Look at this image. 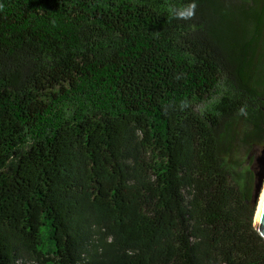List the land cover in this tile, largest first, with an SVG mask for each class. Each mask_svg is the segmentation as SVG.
I'll use <instances>...</instances> for the list:
<instances>
[{
	"label": "trees",
	"instance_id": "16d2710c",
	"mask_svg": "<svg viewBox=\"0 0 264 264\" xmlns=\"http://www.w3.org/2000/svg\"><path fill=\"white\" fill-rule=\"evenodd\" d=\"M190 2L0 0V264H264V0Z\"/></svg>",
	"mask_w": 264,
	"mask_h": 264
},
{
	"label": "water",
	"instance_id": "95a60500",
	"mask_svg": "<svg viewBox=\"0 0 264 264\" xmlns=\"http://www.w3.org/2000/svg\"><path fill=\"white\" fill-rule=\"evenodd\" d=\"M256 164L257 167L254 168ZM252 168L255 172V177H256L255 202H257L264 188V149L262 151V154L258 158H255ZM257 220L258 223H255V227L258 230V232L261 234V236L264 238V199Z\"/></svg>",
	"mask_w": 264,
	"mask_h": 264
},
{
	"label": "clouds",
	"instance_id": "9594fccd",
	"mask_svg": "<svg viewBox=\"0 0 264 264\" xmlns=\"http://www.w3.org/2000/svg\"><path fill=\"white\" fill-rule=\"evenodd\" d=\"M196 9H197L196 0H191L190 3L179 7L170 4L168 6V13L169 16L173 19L191 20L195 18ZM239 114L246 115V110L244 107H242L239 110ZM254 223H258V220L254 221Z\"/></svg>",
	"mask_w": 264,
	"mask_h": 264
},
{
	"label": "rangeland",
	"instance_id": "374dc122",
	"mask_svg": "<svg viewBox=\"0 0 264 264\" xmlns=\"http://www.w3.org/2000/svg\"><path fill=\"white\" fill-rule=\"evenodd\" d=\"M197 109H200V106H198ZM263 149H264V146L261 147V148H258V149L255 151V155H256L255 158H258V157L262 154ZM256 167H257V164L254 166V168H256ZM262 192H263V191H262ZM261 196H262V195H260V198H261ZM260 198H259L258 201H257L256 214H257L258 207H259V203H260V200H261ZM256 214H255V221H256Z\"/></svg>",
	"mask_w": 264,
	"mask_h": 264
},
{
	"label": "bare ground",
	"instance_id": "6f19581e",
	"mask_svg": "<svg viewBox=\"0 0 264 264\" xmlns=\"http://www.w3.org/2000/svg\"><path fill=\"white\" fill-rule=\"evenodd\" d=\"M261 195H262L261 198H260L261 200H260L259 207H258V211H257V214H256V221L258 219V215H259V212H260V208H261V205H262V202H263V199H264V188H263V192H262Z\"/></svg>",
	"mask_w": 264,
	"mask_h": 264
}]
</instances>
